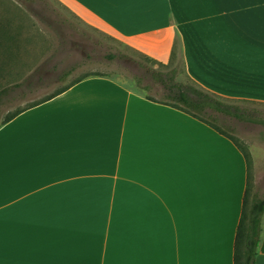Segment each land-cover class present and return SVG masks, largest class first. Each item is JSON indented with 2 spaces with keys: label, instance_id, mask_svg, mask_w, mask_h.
Returning <instances> with one entry per match:
<instances>
[{
  "label": "crops",
  "instance_id": "obj_1",
  "mask_svg": "<svg viewBox=\"0 0 264 264\" xmlns=\"http://www.w3.org/2000/svg\"><path fill=\"white\" fill-rule=\"evenodd\" d=\"M57 1L158 62L177 49L207 92L264 104L260 0ZM247 184L233 141L90 77L0 126V264H112L111 236L133 264H234Z\"/></svg>",
  "mask_w": 264,
  "mask_h": 264
},
{
  "label": "rangeland",
  "instance_id": "obj_2",
  "mask_svg": "<svg viewBox=\"0 0 264 264\" xmlns=\"http://www.w3.org/2000/svg\"><path fill=\"white\" fill-rule=\"evenodd\" d=\"M0 23L8 25L9 34L14 39L10 45L13 59L9 61L6 58L5 70L0 74V90L22 84L27 79L39 88L32 94L24 88L14 90L4 99L5 105L1 109V119L17 109L43 100L84 76H108L134 90L136 88L134 78L144 76V66L159 68L158 65L147 60L145 55L89 26L57 0H0ZM38 33L63 39L71 55L75 57V62L70 63L57 57L50 60L41 59L33 67H26L33 51V40ZM173 65L176 66L177 61ZM179 65L178 79L192 84L184 73L182 63ZM73 67L77 69L66 79L61 80L60 77ZM144 84L151 85L152 82L146 79ZM158 90L159 88L156 87L149 95L160 100L161 92L157 94ZM226 102L249 108L264 118V104L243 101ZM221 127L239 146L251 154L252 194L264 196V125L227 119ZM96 203L100 204V202ZM120 219L125 224H130L132 221V218ZM121 240L118 243L117 239L111 236L110 262L133 264L131 254L124 249L125 240H129V237ZM62 252L69 253V249L65 248ZM125 254L129 256L126 259H124ZM62 261H69V257L63 256ZM88 264H94V262Z\"/></svg>",
  "mask_w": 264,
  "mask_h": 264
},
{
  "label": "trees",
  "instance_id": "obj_3",
  "mask_svg": "<svg viewBox=\"0 0 264 264\" xmlns=\"http://www.w3.org/2000/svg\"><path fill=\"white\" fill-rule=\"evenodd\" d=\"M13 40V36L11 37L9 34L8 25L0 23V74L5 70V66L7 64L6 58L9 61H12L13 59V53L11 52L12 46H10ZM146 58L153 64L158 65L159 68L155 69L153 67L144 66V76L134 78L136 88L134 90L130 89L131 91L141 96H144L149 101L172 107L176 110L190 115L198 121L205 123L209 127L219 132L221 135L233 141L235 145L244 154L248 166V184L246 197L243 205V211L237 230L234 250V264H256V260L259 255V246L262 235V220L264 217V196L259 197L255 194H252L251 154L244 148L239 146L237 142L229 135V133L221 126L224 125L227 119L237 120L245 123L264 125V118L258 116L256 112L251 111L249 108L228 103L226 101L230 100L222 99L210 92L205 91L204 89L199 87L195 82H193L190 78L189 79L192 84H187L183 81H180L178 79V75L180 73L179 63H182V67L185 74L186 71L184 68L183 56L177 51V49H175V51L173 52L169 64L158 62L147 56ZM176 61L177 65L174 66L173 63H175ZM76 69L77 67H73L72 69L68 70L60 77V79H66ZM96 76L108 77L103 75H89L81 77L72 82L71 84L57 90L55 93L44 98L43 100L37 101L31 105H28L25 108L17 109L15 112L7 115L4 119H1V109L5 105L4 99L7 98L11 93H13L14 90L24 88L26 91L32 94L36 92L39 88L35 87L30 79H27L22 84L1 89L0 99H3L4 103L3 106L0 107V126L5 125L24 111L41 105L65 93L71 87L80 83L81 81ZM111 79L115 80L114 78ZM146 79H149L152 84H144ZM39 81L41 82V79ZM119 83L128 88L122 82ZM156 87L159 88L156 93L159 94L161 92L160 100L155 99L149 95L154 91ZM23 95H25V93H23Z\"/></svg>",
  "mask_w": 264,
  "mask_h": 264
},
{
  "label": "snow or ice",
  "instance_id": "obj_4",
  "mask_svg": "<svg viewBox=\"0 0 264 264\" xmlns=\"http://www.w3.org/2000/svg\"><path fill=\"white\" fill-rule=\"evenodd\" d=\"M122 2L134 3L137 0H122ZM182 0H177L179 4ZM246 3H251L252 0H244ZM264 3V0H260ZM61 58L68 62H75V57L71 55L70 50L67 48L63 39L56 38L54 35H45L38 33L33 40V51L30 56V62L26 63V67L31 68L35 63H38L41 59L50 60L55 58ZM3 99H0V107L3 106Z\"/></svg>",
  "mask_w": 264,
  "mask_h": 264
}]
</instances>
